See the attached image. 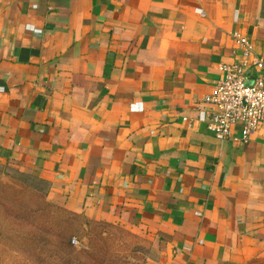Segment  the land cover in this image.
Here are the masks:
<instances>
[{
    "label": "crops",
    "instance_id": "crops-1",
    "mask_svg": "<svg viewBox=\"0 0 264 264\" xmlns=\"http://www.w3.org/2000/svg\"><path fill=\"white\" fill-rule=\"evenodd\" d=\"M234 32L264 52V0H0V164L149 238L145 264H264V127L238 145L180 120Z\"/></svg>",
    "mask_w": 264,
    "mask_h": 264
},
{
    "label": "rangeland",
    "instance_id": "rangeland-1",
    "mask_svg": "<svg viewBox=\"0 0 264 264\" xmlns=\"http://www.w3.org/2000/svg\"><path fill=\"white\" fill-rule=\"evenodd\" d=\"M47 192L46 182L7 164H0V264L61 263L60 259L64 255L56 254L55 259L49 254L55 250L56 237L41 233L37 224L35 212L42 204L62 209L47 200ZM50 206L48 211H54ZM84 219L111 225L102 227V235L110 239L104 248L107 257L117 264L146 263L151 250L149 238L138 234L126 223H108L82 216V221ZM29 221L34 223L30 224ZM95 233L94 230L90 235ZM90 235L83 238L75 236L77 243L71 245L77 250L89 246ZM27 237L33 240L26 241Z\"/></svg>",
    "mask_w": 264,
    "mask_h": 264
},
{
    "label": "built area",
    "instance_id": "built-area-1",
    "mask_svg": "<svg viewBox=\"0 0 264 264\" xmlns=\"http://www.w3.org/2000/svg\"><path fill=\"white\" fill-rule=\"evenodd\" d=\"M36 7L34 3L32 8ZM25 29L37 35L42 33L32 25H26ZM232 38L238 58L218 66V76L210 83L207 94L197 97L190 92L178 101L194 113L192 117L182 115L180 120L191 130L204 127L219 142L246 145L251 135L264 127V52L257 51L239 32L232 33ZM4 91L0 86V94ZM128 106L130 112H144L145 108L142 102H131ZM174 106L172 102L167 107ZM76 243L72 240V244Z\"/></svg>",
    "mask_w": 264,
    "mask_h": 264
},
{
    "label": "trees",
    "instance_id": "trees-1",
    "mask_svg": "<svg viewBox=\"0 0 264 264\" xmlns=\"http://www.w3.org/2000/svg\"><path fill=\"white\" fill-rule=\"evenodd\" d=\"M49 206L42 204L34 212L37 214L39 231L43 234L56 237L55 250L49 253L50 256H54L56 259V254L64 255L60 259V264H91V262H96L97 264H117L107 257V250L104 249L106 248L107 241L110 239L108 236L104 237L102 235V227H111L110 224L92 222L87 219L82 221V216L75 215L55 206H50L54 208V211L49 212ZM29 223L33 224L34 222L29 221ZM94 230L96 233L91 236L90 234ZM88 235H90L89 246L77 250L71 245L72 240H76L75 236L83 238ZM25 240L30 241L33 239L27 237ZM76 260L77 262L75 263Z\"/></svg>",
    "mask_w": 264,
    "mask_h": 264
}]
</instances>
